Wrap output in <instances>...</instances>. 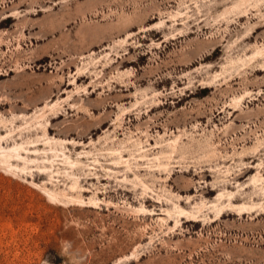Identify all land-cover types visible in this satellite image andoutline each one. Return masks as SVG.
<instances>
[{
	"label": "rangeland",
	"instance_id": "374dc122",
	"mask_svg": "<svg viewBox=\"0 0 264 264\" xmlns=\"http://www.w3.org/2000/svg\"><path fill=\"white\" fill-rule=\"evenodd\" d=\"M0 264H264V0H0Z\"/></svg>",
	"mask_w": 264,
	"mask_h": 264
}]
</instances>
